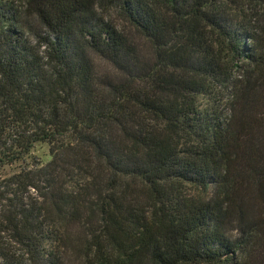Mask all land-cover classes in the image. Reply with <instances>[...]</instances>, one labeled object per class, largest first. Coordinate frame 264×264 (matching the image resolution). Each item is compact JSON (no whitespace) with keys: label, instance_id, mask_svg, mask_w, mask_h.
I'll return each mask as SVG.
<instances>
[{"label":"trees","instance_id":"1","mask_svg":"<svg viewBox=\"0 0 264 264\" xmlns=\"http://www.w3.org/2000/svg\"><path fill=\"white\" fill-rule=\"evenodd\" d=\"M157 1L0 0V264H264V0Z\"/></svg>","mask_w":264,"mask_h":264},{"label":"rangeland","instance_id":"2","mask_svg":"<svg viewBox=\"0 0 264 264\" xmlns=\"http://www.w3.org/2000/svg\"><path fill=\"white\" fill-rule=\"evenodd\" d=\"M19 1H22V0H19ZM144 1L148 4H151L153 7L155 5L158 6V4L160 3V1H157V0H144ZM96 14H97L98 19L105 22L106 24H109L115 30L124 32L126 34H131L133 32L134 34V29L132 28L131 24L129 23V20H127L126 16L124 15L120 7L113 6L107 9V8H102L99 6L96 10ZM144 51L145 53H148L149 51L148 45L145 46ZM230 55L231 54H227L226 59H230L229 57ZM99 66H100L101 71L107 68V66L102 63L99 64ZM200 105L204 106V108L206 109H210V106L208 105L206 101H201ZM35 156L37 158H40L43 162H47L50 158L49 148L47 146H39L35 151ZM40 199H38V201L43 202ZM81 215H80L81 216L80 222H78L77 220L73 222V224L69 225L68 228L63 227V231H62L63 246L58 247L56 251L58 252L56 254L60 257L63 264H82L84 261L83 253H80L77 250H74V247L72 246L69 240L70 238H74V237L78 238L79 236L82 237L84 234L86 236L87 233H90L89 225L91 223V220L87 217V214H85V209L81 210Z\"/></svg>","mask_w":264,"mask_h":264}]
</instances>
